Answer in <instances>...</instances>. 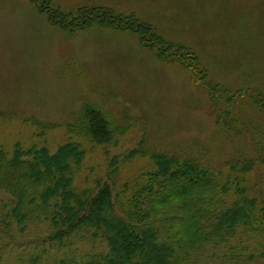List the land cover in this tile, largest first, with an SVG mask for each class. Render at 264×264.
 I'll return each instance as SVG.
<instances>
[{"label":"rangeland","instance_id":"rangeland-1","mask_svg":"<svg viewBox=\"0 0 264 264\" xmlns=\"http://www.w3.org/2000/svg\"><path fill=\"white\" fill-rule=\"evenodd\" d=\"M47 3L66 15L74 16L81 7H101L134 16L167 45L193 50L207 88L198 86L182 64L160 60L131 31L94 25L73 32L52 25L31 0H0V149L11 152L19 145L54 154L62 146L79 144L86 157L74 189L97 192V181L103 180L125 197L124 187L154 166L149 156L130 155L143 146L150 153L205 162L220 181L231 183L227 200L236 197L235 185L242 182L247 196L264 208V112L254 99L264 98V0ZM211 87L216 88L213 98ZM88 107L108 116L115 131L112 142L96 144L70 129ZM25 119L54 128L44 130ZM11 201L0 193V212L11 211ZM45 229L28 228L25 235L31 239ZM262 243L261 237L241 236L230 247L256 252ZM104 249L89 241L57 259H81ZM9 258L4 255L3 264L14 261ZM203 263L264 264L222 255Z\"/></svg>","mask_w":264,"mask_h":264},{"label":"trees","instance_id":"trees-1","mask_svg":"<svg viewBox=\"0 0 264 264\" xmlns=\"http://www.w3.org/2000/svg\"><path fill=\"white\" fill-rule=\"evenodd\" d=\"M31 1L52 25L65 30L101 25L131 31L160 60L182 64L196 76L198 86L207 88L193 50L167 45L134 16L101 7H81L74 16L66 15L51 9L48 0ZM211 88L213 98L216 88ZM254 99L264 112V98ZM25 121L44 130L54 128L38 119ZM69 127L100 145L112 142L115 135L108 116L93 107ZM130 155L149 156L154 166L133 186L126 185L121 197L113 184L103 180L97 181V192L74 189L86 157L79 144H67L54 154L47 148L25 150L19 145L11 152L0 149V193L11 197L13 207L0 212V264L6 254L14 260L11 264H204L207 258L221 255L236 262H264L263 243L256 252L230 247L241 236L264 239V208L247 196L242 182L235 185L236 197L230 201L225 195L231 183L220 181L205 162L162 151L150 153L143 146ZM113 162L116 173L118 162ZM250 168L251 164L245 170ZM39 226H45V231L31 239L25 235L28 228ZM89 241L106 249L81 259L75 255L57 259L61 252H73Z\"/></svg>","mask_w":264,"mask_h":264}]
</instances>
